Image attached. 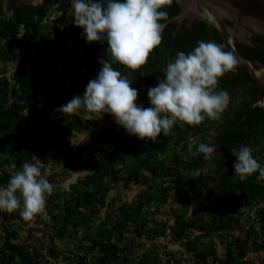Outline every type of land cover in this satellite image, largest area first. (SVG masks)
<instances>
[{
    "label": "trees",
    "instance_id": "16d2710c",
    "mask_svg": "<svg viewBox=\"0 0 264 264\" xmlns=\"http://www.w3.org/2000/svg\"><path fill=\"white\" fill-rule=\"evenodd\" d=\"M71 2L0 0V187L37 159L55 186L47 221L0 211V264H264V180L258 172L232 178L233 147H250L264 166V109L249 107L256 82L248 67L236 64L219 79L216 91L231 98L219 120L177 121L155 142L128 135L109 114L91 120L64 114L59 108L83 94L99 59L107 58V42L89 44L75 26ZM163 10L162 43L146 65L133 72L113 64L146 108L149 87L178 52H191L201 40L223 43L206 23L195 25V35L184 25L176 30L169 21L179 10L174 0ZM257 51L264 60V47ZM202 142L216 145L212 159L196 151ZM82 163L83 173L62 185Z\"/></svg>",
    "mask_w": 264,
    "mask_h": 264
},
{
    "label": "clouds",
    "instance_id": "9594fccd",
    "mask_svg": "<svg viewBox=\"0 0 264 264\" xmlns=\"http://www.w3.org/2000/svg\"><path fill=\"white\" fill-rule=\"evenodd\" d=\"M170 4L171 0H72L70 16L75 26L83 29L82 35L89 44L106 41L107 58L99 59L98 75L88 82L83 94L75 95L60 111L67 115L82 112L89 120L96 114L100 118L109 114L128 135L154 142L161 133L169 136L177 121L200 125L205 119L219 120L228 107L230 95L216 88L219 79L236 66L235 57L224 50L223 43L201 40L191 52H178L164 69V78L155 87H149L151 106L147 108L137 104L138 90L131 86L132 80L113 68V64H119L135 72L146 65L151 52L162 43L166 24L161 21L167 20L163 9ZM54 12L51 7L46 17ZM253 71L258 75L261 72ZM254 103L249 106H257ZM192 148L189 141V151ZM216 150V145L210 143L202 142L196 147L206 161L212 159ZM231 154L236 157L233 179L244 180L258 172L257 180H264V166L253 157L250 147H233ZM51 166L52 171L58 170L57 163ZM41 168L37 159L35 163L25 162L11 174L7 185L0 187V211L20 210L25 222L44 213L46 199L55 186L42 175ZM200 171L204 170L194 175L198 176Z\"/></svg>",
    "mask_w": 264,
    "mask_h": 264
},
{
    "label": "water",
    "instance_id": "95a60500",
    "mask_svg": "<svg viewBox=\"0 0 264 264\" xmlns=\"http://www.w3.org/2000/svg\"><path fill=\"white\" fill-rule=\"evenodd\" d=\"M179 6V12L169 21L180 22L190 16L191 19L207 23L221 35L224 50L231 52L237 64L249 66L257 70L256 61L241 54L235 47L234 35L248 33L244 29L245 25L254 29V33L264 36V22L255 16L243 13L239 8L231 4L228 0H174ZM233 20L234 27H230L226 20ZM241 19L242 23H239ZM238 28V31L236 30ZM257 77V102L253 105H260L264 108V75L255 74Z\"/></svg>",
    "mask_w": 264,
    "mask_h": 264
},
{
    "label": "flooded vegetation",
    "instance_id": "af4514ba",
    "mask_svg": "<svg viewBox=\"0 0 264 264\" xmlns=\"http://www.w3.org/2000/svg\"><path fill=\"white\" fill-rule=\"evenodd\" d=\"M20 1L24 2L25 0H20ZM27 1L30 2L32 0H27ZM39 1H41V0H39ZM228 1H230L231 4H233L234 6L239 8L243 13L248 14V15L253 16V17L255 16L256 18H259V19H261V21L264 22V0H228ZM178 12H179V10H178ZM238 20H239V23H242L241 19H238ZM226 21L230 25V27L235 26V22L233 20L229 19ZM174 22L177 25L176 30L179 29L182 25H184V26L192 29L193 35L196 34L195 25L198 23H205V22L199 21L196 18L191 19L190 16L184 18L180 22H176V21H174ZM244 29H246L248 32V33H245L244 36L240 35V34L234 35L235 47L239 51L238 47H242V46H240L241 44H246L248 48L253 49V50L249 51V50L242 48V50H240L239 52L241 54H243L244 56L256 61L257 69L261 70V72H259V75H261V74L264 75V72L262 71V69H264V60L261 59V57L257 51L259 48L261 49L262 47H264V36L261 34H258V33L257 34L254 33V29L250 28L247 25H245ZM236 30L238 31V28ZM174 35H176V33ZM258 36H262L263 41H261V42L258 41V39H257ZM222 41H223V39H222ZM248 69L250 70V67H248ZM250 74L255 79V82H256L257 77H258L255 75L256 73L253 70H250ZM255 90H256L255 92H256V98H257V88H255ZM240 92L241 91H235L234 95L235 96L240 95ZM263 93H264V87H263ZM230 100H231V98H230ZM257 106H259V105H257Z\"/></svg>",
    "mask_w": 264,
    "mask_h": 264
},
{
    "label": "rangeland",
    "instance_id": "374dc122",
    "mask_svg": "<svg viewBox=\"0 0 264 264\" xmlns=\"http://www.w3.org/2000/svg\"><path fill=\"white\" fill-rule=\"evenodd\" d=\"M7 3V2H6ZM77 137H78V139H82V137H83V135H81V134H78V135H76ZM81 167V169L79 170V171H76V172H74L73 173V175H71V176H65L64 177V180H63V182H62V185H64L65 183H68V182H70V181H72V180H74V179H76V177L80 174V173H83V168L85 167V164L84 163H82V165L80 166ZM58 178H61L60 176H58ZM137 185H135V184H132V186H131V188L133 189V191L134 190H136V187ZM141 186H142V184H141ZM132 193L133 192H130V194L128 193V199L130 200L131 198H132ZM116 202H118V201H116ZM244 214H246V212L244 213ZM175 248H181L179 245H176V247ZM182 249V248H181Z\"/></svg>",
    "mask_w": 264,
    "mask_h": 264
},
{
    "label": "built area",
    "instance_id": "2783aa9c",
    "mask_svg": "<svg viewBox=\"0 0 264 264\" xmlns=\"http://www.w3.org/2000/svg\"><path fill=\"white\" fill-rule=\"evenodd\" d=\"M38 218L42 219L43 221H47L50 218L49 212L47 210V199H46V208H45V211H44V213L38 215Z\"/></svg>",
    "mask_w": 264,
    "mask_h": 264
}]
</instances>
